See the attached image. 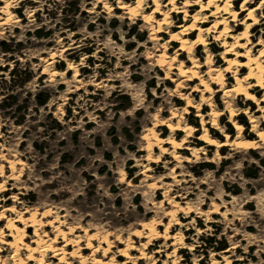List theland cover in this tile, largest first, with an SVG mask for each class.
<instances>
[{"label": "rangeland", "instance_id": "1", "mask_svg": "<svg viewBox=\"0 0 264 264\" xmlns=\"http://www.w3.org/2000/svg\"><path fill=\"white\" fill-rule=\"evenodd\" d=\"M135 1L5 0L12 13L0 24V213L12 206L18 212H36L41 236L55 249L65 245L55 227L76 239L70 242V252L90 247V241L107 248L108 238L113 244L109 252L86 249V264H93L95 257L112 264V257L128 242L135 249L132 255L141 256L147 240L135 233L145 223H155L161 232L173 224L171 234L183 233L184 243L170 246L171 239L154 240L141 264H264V142L251 150L209 145L198 139L203 124L197 108L190 107L183 122L197 129L187 145L203 148L198 154L178 149L181 158L175 159L173 148L166 144L170 153L156 147L149 158L148 128L157 125L162 136L170 135L163 123L187 102L172 80L179 78L177 70L167 78V67L152 57L149 24L141 15L132 17L118 7ZM243 1L234 0V8L239 11ZM253 1L248 7L260 2ZM5 2L0 1V9ZM197 9L191 7L190 14ZM245 17L246 12L241 13L237 22ZM172 22L185 24L184 13H175ZM176 30L165 28L161 40ZM252 33L254 40L264 42V21ZM196 36L197 32L191 37ZM208 42L214 65L223 66L222 42L213 35ZM179 45L172 42L169 53ZM204 49L200 45L194 52L202 63ZM187 58L184 52L179 61L187 63ZM228 75L226 85H231L235 78ZM40 93L48 95L44 104L38 101ZM257 95L261 98L264 90ZM200 96L193 95L194 101L199 102ZM212 99L224 115L220 128H214L211 106L202 108L210 134L219 141L226 140V132L230 138L238 137L223 91ZM234 107L235 119L244 126L241 136L258 139L250 114L262 128L264 112L244 95ZM246 110L251 113L244 114ZM184 135L180 131L175 137ZM18 212H7L6 218H17ZM171 213L176 216L171 218ZM6 218L0 228L9 233ZM35 238V228L28 227L26 243ZM225 244L226 249L219 250ZM25 248L22 245L16 252L0 236V264H17L16 255L26 264H39L28 259ZM160 248L165 251L155 252ZM52 249L36 257L43 256L47 264H80L70 255L61 263Z\"/></svg>", "mask_w": 264, "mask_h": 264}, {"label": "bare ground", "instance_id": "2", "mask_svg": "<svg viewBox=\"0 0 264 264\" xmlns=\"http://www.w3.org/2000/svg\"><path fill=\"white\" fill-rule=\"evenodd\" d=\"M0 1L5 2V0ZM150 1H153V3H150ZM253 2V0H244L239 11L234 8V0H136L134 3L120 4L118 6L119 8H124L125 12L132 17L141 15L143 20L149 24L151 30L150 40L154 43L155 51L152 57L156 56L155 59L157 62L167 67V78H169L174 70H177L179 78H173L172 80L177 81L176 89L180 92L179 97L187 102L186 105L181 106V110L176 109L172 111V117L163 123V125L170 129V135L162 136L156 128L157 125L148 128L149 131H147L145 139L150 151L148 153L150 159L153 158L152 153L156 147H158L163 154L170 153L166 144H170L173 148L171 153L173 152L172 154L175 159L181 158L178 149H192V152L197 153L203 148V146L191 147L187 145L189 141L188 138L191 137L193 133L195 134L197 129L192 124L183 122L185 114L190 111V107L197 108L198 112L196 115L201 117L202 120L203 133L198 136V139L207 142L209 145H214L218 148L233 145L238 148L251 150L257 149L260 147V142H264V127H257L253 114H250V120L254 128L257 129V136L259 138L248 139L247 137L241 136L244 126L235 119L237 113L234 107V102L239 100L240 95H244L247 101L258 104L257 111L264 112V105H262L264 95L261 98L257 95L261 90H264V42H262L261 38L257 41L254 40L255 34L252 33V29L256 28L261 21H264V14H261V17L258 15L259 10L264 5V0H260L256 6L248 7ZM194 6H199V9L190 14L189 10ZM105 7L110 10L112 9L109 6ZM243 12H246L245 19L237 22L240 14ZM11 13V6L8 2H5V5L0 9V24L11 19ZM175 13H184L185 24H173L172 19ZM232 22L235 24L233 25ZM242 25L244 28L236 32L237 28ZM172 27H177V30L171 32L169 39L164 41L161 40V33L165 28L170 29ZM195 32H197V36L192 38L191 36H193ZM211 35L214 36L215 40L221 41L224 47L223 54L221 55L225 61L223 66L214 65V59L208 50V37ZM262 36L264 37V33ZM174 41L179 42L180 45L175 49L174 53L171 54L169 53V48ZM200 45H203L205 48L204 51L207 52L204 63H202L194 53ZM184 52L188 53L187 63L185 61H179V56L184 55ZM241 57H245L246 60L241 61ZM205 66H207V69L203 71ZM246 69L247 71L242 74L241 72ZM228 73H231L235 78V81L231 85H226ZM197 79H199V82L191 87L190 82H197ZM214 84L219 85V88L214 89ZM185 89L189 91L184 93L183 90ZM219 91H223L225 109L229 111L230 114L229 120L238 131V137L236 136V138H230L229 133L226 132V140L222 141H219L210 134L206 125V118L202 112V108L211 106V111L209 112L211 121H209L214 128H220L219 119L224 115V111L218 109L214 105L212 99L213 94ZM197 92L201 94L199 102H195L193 99V95ZM243 113L249 115L248 113L251 112L246 110ZM174 119H176V121ZM180 131H183L185 135L181 139H178L175 135ZM143 136L144 135H142V137ZM203 153H205L204 150ZM159 158L160 155L158 156V159ZM188 158L190 159V157ZM14 164L15 163H12L13 170H15ZM7 212L16 214L18 211L15 206L4 209L0 213V224L6 218ZM26 213L29 214V210H26V212H18L17 218H6L7 222L5 228L9 230V233H6V230L2 227L0 228V236L2 243L8 244L10 247L14 248L16 252L21 249L22 245H25L28 251V259L31 261L36 260L39 264H47L44 257L38 258L36 257V253L43 255L47 249L53 247V257L59 258L61 263H63V260H66L67 255H70L71 257L79 258L80 264H86L87 258H85L84 255L86 249H90L91 247L96 253L100 252L101 249L108 253L110 248L113 247V244L105 237L108 240L107 248H105L102 243L98 246H93L90 241L88 242L90 247L87 246L81 250H78V248L70 252V250L68 251V247L71 245L70 242L76 239L73 238L72 240V238H70V240L63 230L59 227H55L58 229L56 230L57 233H61L64 236L63 240H65V245L55 249L51 243L41 236L35 217L36 212L31 215L29 214V217H26ZM175 216L174 213H171V218ZM21 224H23V226H21ZM50 224L52 225L53 223ZM176 224H179V222H176ZM32 226L35 228L36 238L28 244L26 243L25 236L27 234V228ZM173 228V224H168L165 231L161 232L155 223H145L143 225V230L135 233L140 238L147 240L146 243H142L143 249H141V256L135 257L132 255L135 249L132 247L131 243L128 242L125 248L119 250V254L116 257H112L110 263L129 264L132 262V264H141V261L148 256L146 250L150 245L154 244L152 242L154 240L161 238L165 240L171 239L173 242L169 244L170 246L176 245L179 241L183 242V233H174L172 235L171 229ZM8 237H12V239H8ZM76 242L77 241H75V243ZM177 250L178 247L175 246L174 251L176 252ZM163 251H165L163 248L155 250L157 253ZM120 256H125L127 258L126 261L119 262L117 258ZM16 262L17 264H26L27 261H24L20 256L16 255ZM103 262L105 261H102L99 257H95L92 263L104 264Z\"/></svg>", "mask_w": 264, "mask_h": 264}, {"label": "trees", "instance_id": "3", "mask_svg": "<svg viewBox=\"0 0 264 264\" xmlns=\"http://www.w3.org/2000/svg\"><path fill=\"white\" fill-rule=\"evenodd\" d=\"M114 22H116V20L114 21ZM47 99H48V95H43V94H38V101L41 103V104H44L46 101H47ZM244 114H241L240 115V118L242 119V120H244L243 121V123H245L246 125H248V122L245 120V118H244ZM198 118V117H197ZM231 126V125H230ZM231 128H232V126H231ZM114 140L116 141L117 139H115L114 138ZM262 162H264L263 161V159H262ZM206 164H212V163H206ZM130 175H132V171L130 170ZM253 172H255V173H252L253 175L252 176H255L256 175V171H253ZM226 247H227V245L225 244V245H222L220 248H219V250H224V249H226Z\"/></svg>", "mask_w": 264, "mask_h": 264}]
</instances>
